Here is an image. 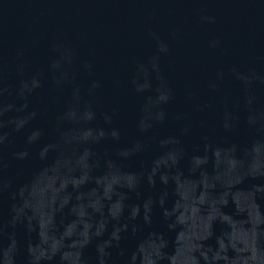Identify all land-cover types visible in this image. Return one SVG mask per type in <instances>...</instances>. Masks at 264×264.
Instances as JSON below:
<instances>
[{"label": "water", "instance_id": "water-1", "mask_svg": "<svg viewBox=\"0 0 264 264\" xmlns=\"http://www.w3.org/2000/svg\"><path fill=\"white\" fill-rule=\"evenodd\" d=\"M0 264H264V0H0Z\"/></svg>", "mask_w": 264, "mask_h": 264}]
</instances>
